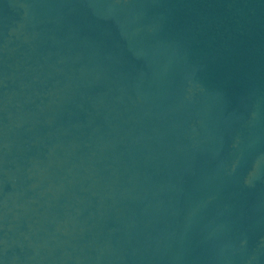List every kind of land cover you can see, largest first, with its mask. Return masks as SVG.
<instances>
[{
  "label": "water",
  "instance_id": "95a60500",
  "mask_svg": "<svg viewBox=\"0 0 264 264\" xmlns=\"http://www.w3.org/2000/svg\"><path fill=\"white\" fill-rule=\"evenodd\" d=\"M0 264H264V0H0Z\"/></svg>",
  "mask_w": 264,
  "mask_h": 264
}]
</instances>
